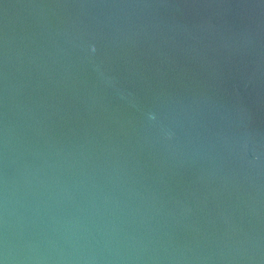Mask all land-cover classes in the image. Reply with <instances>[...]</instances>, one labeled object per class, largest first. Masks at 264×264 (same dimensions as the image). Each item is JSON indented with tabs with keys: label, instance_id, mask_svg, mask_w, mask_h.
Here are the masks:
<instances>
[{
	"label": "water",
	"instance_id": "obj_1",
	"mask_svg": "<svg viewBox=\"0 0 264 264\" xmlns=\"http://www.w3.org/2000/svg\"><path fill=\"white\" fill-rule=\"evenodd\" d=\"M0 264H264V0H0Z\"/></svg>",
	"mask_w": 264,
	"mask_h": 264
}]
</instances>
